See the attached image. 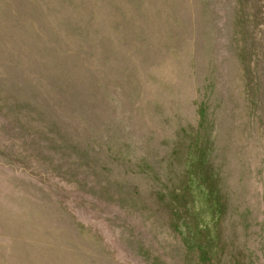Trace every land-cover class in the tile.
<instances>
[{
    "label": "rangeland",
    "instance_id": "1",
    "mask_svg": "<svg viewBox=\"0 0 264 264\" xmlns=\"http://www.w3.org/2000/svg\"><path fill=\"white\" fill-rule=\"evenodd\" d=\"M0 264H264V0H0Z\"/></svg>",
    "mask_w": 264,
    "mask_h": 264
}]
</instances>
